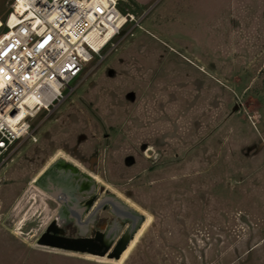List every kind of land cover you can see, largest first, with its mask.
Instances as JSON below:
<instances>
[{"label":"rangeland","instance_id":"1","mask_svg":"<svg viewBox=\"0 0 264 264\" xmlns=\"http://www.w3.org/2000/svg\"><path fill=\"white\" fill-rule=\"evenodd\" d=\"M119 11L135 22L116 50L0 170V222L28 176L65 158L93 183L88 196L124 202L136 227L112 218L123 227L105 252L64 257L29 237L26 248L20 215L16 238L0 229V264H264V0H121ZM97 204L89 228L109 209Z\"/></svg>","mask_w":264,"mask_h":264},{"label":"built area","instance_id":"2","mask_svg":"<svg viewBox=\"0 0 264 264\" xmlns=\"http://www.w3.org/2000/svg\"><path fill=\"white\" fill-rule=\"evenodd\" d=\"M120 1H11L0 21V165L36 142L37 117L74 93L104 59V48L114 49L113 40L135 22L120 13Z\"/></svg>","mask_w":264,"mask_h":264},{"label":"flooded vegetation","instance_id":"3","mask_svg":"<svg viewBox=\"0 0 264 264\" xmlns=\"http://www.w3.org/2000/svg\"><path fill=\"white\" fill-rule=\"evenodd\" d=\"M57 160H51L46 168L43 169V172L36 177L28 176L25 179L24 188L16 198L15 205L11 206V212L15 214L12 215L10 222H7V219L1 221L0 229L5 231V235L7 234L16 238L11 229H16V226L19 224L16 219L20 215H23L28 221L20 222L18 235L21 236L22 244H27L26 248H29V243H25L26 241L24 240L26 237H29L28 239H34L32 245L51 246L53 247L51 252L64 257H73L75 255L76 257H89L88 254L86 256V252H105V247L111 243L120 228L123 227L112 222V218H122V221L129 223V228L131 226L136 227L135 222L139 216L131 211L130 207H120V205L124 206V202L121 203L116 197L107 195L99 200L98 198H92L94 196H88L93 190V183L86 179L84 173L79 172L80 169L77 165L67 162L65 158H62L63 161L58 166H55L48 174L44 175L45 171ZM6 165L7 163L0 165V170ZM38 188L43 193L39 194ZM35 193H38V195ZM26 197L30 200H35L33 197L41 199L43 207L39 208L42 209L41 214H43L42 225L35 223L36 218H33L38 212L36 201H33L30 206L26 207L25 205L30 201L24 199ZM95 199L98 200L97 205L99 208L97 210H105L106 207H109V209L106 211V215L97 218V223L91 225L89 228L88 223L82 220L85 218L88 209L94 210L96 207L92 206ZM112 202L114 203V207ZM2 212L1 216H4L7 211L6 209H2ZM55 216H58V218L51 221ZM141 219L143 221V218ZM23 227H25V232L20 231ZM42 227L43 230L40 232V228ZM97 228L103 229L102 238L93 236L94 233L98 232ZM4 234L2 233L1 235L0 233V237L4 236ZM125 235L126 233L124 232L119 238L118 243L121 242L120 240H123ZM129 238L130 234L127 235L125 241H128ZM51 252L47 251V253Z\"/></svg>","mask_w":264,"mask_h":264},{"label":"water","instance_id":"4","mask_svg":"<svg viewBox=\"0 0 264 264\" xmlns=\"http://www.w3.org/2000/svg\"><path fill=\"white\" fill-rule=\"evenodd\" d=\"M150 153V151H148ZM63 161L62 159H58L57 161H55V163H53L44 173V175L48 174L55 166H58V164Z\"/></svg>","mask_w":264,"mask_h":264},{"label":"crops","instance_id":"5","mask_svg":"<svg viewBox=\"0 0 264 264\" xmlns=\"http://www.w3.org/2000/svg\"><path fill=\"white\" fill-rule=\"evenodd\" d=\"M140 22V21H139ZM138 27H140V26H138ZM116 47H117V45L114 47V49H112L111 51H109L108 52V55L112 52V51H115L116 50ZM191 63V62H190ZM99 65V64H98ZM97 65V66H98ZM95 69V68H94ZM91 74V73H90ZM246 89V88H245ZM245 91V90H244ZM129 97H131V95H128ZM224 120V119H223Z\"/></svg>","mask_w":264,"mask_h":264},{"label":"bare ground","instance_id":"6","mask_svg":"<svg viewBox=\"0 0 264 264\" xmlns=\"http://www.w3.org/2000/svg\"><path fill=\"white\" fill-rule=\"evenodd\" d=\"M0 86H1V84H0ZM132 216H133V215H132ZM130 217H131V216H130ZM128 252H129V248H127V249L124 251V255H123V257L126 256Z\"/></svg>","mask_w":264,"mask_h":264}]
</instances>
